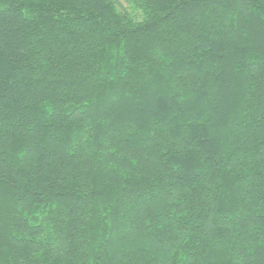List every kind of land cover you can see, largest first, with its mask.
Wrapping results in <instances>:
<instances>
[{"label":"trees","instance_id":"1","mask_svg":"<svg viewBox=\"0 0 264 264\" xmlns=\"http://www.w3.org/2000/svg\"><path fill=\"white\" fill-rule=\"evenodd\" d=\"M0 264H264V0H0Z\"/></svg>","mask_w":264,"mask_h":264},{"label":"rangeland","instance_id":"2","mask_svg":"<svg viewBox=\"0 0 264 264\" xmlns=\"http://www.w3.org/2000/svg\"><path fill=\"white\" fill-rule=\"evenodd\" d=\"M124 2V4L127 6L128 5V3L126 2V1H123Z\"/></svg>","mask_w":264,"mask_h":264}]
</instances>
